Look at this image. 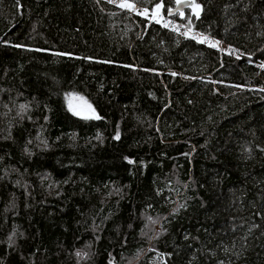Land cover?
Instances as JSON below:
<instances>
[{
	"label": "trees",
	"instance_id": "trees-1",
	"mask_svg": "<svg viewBox=\"0 0 264 264\" xmlns=\"http://www.w3.org/2000/svg\"><path fill=\"white\" fill-rule=\"evenodd\" d=\"M124 1L0 0V264H264V0Z\"/></svg>",
	"mask_w": 264,
	"mask_h": 264
},
{
	"label": "rangeland",
	"instance_id": "rangeland-1",
	"mask_svg": "<svg viewBox=\"0 0 264 264\" xmlns=\"http://www.w3.org/2000/svg\"><path fill=\"white\" fill-rule=\"evenodd\" d=\"M96 1H106V2H108V3L112 4V5H115L117 7H119L118 5L121 2H127V1H124V0H112V2H110V0H96ZM119 8H121V7H119ZM134 8H135V10H131V9H128V8H121V9L129 11L131 14H134V15H139V14H137L138 11L142 12L144 10V8H140V7L136 6V5H134ZM150 15H151V13L148 11V16H143V15H141V16L150 17ZM158 19L160 20V23L164 27L175 31L176 33H178V34H180L182 36H186V35H184V33H186V32L188 33L187 36L190 37V38H192V36L195 35V34H200V33H197V32H189L184 25L176 23L175 21H173L171 18H168L167 16L166 17H162V16L160 17V15H159ZM207 37H208V40L210 42L216 41L210 36H207ZM194 40H196V39H194ZM196 41H198V40H196ZM203 44L210 46L209 42H205ZM212 48H214L215 50L219 51V53L228 54V55H231V56H234V57H238V56L241 55V53L239 51H237L235 49H232V48H229L228 46H226L222 42H219L217 47H212ZM261 65H264V63L260 64V68L264 69V67H261ZM83 101H84V99H81V97H78V96L73 95V94L67 96V106H68V108H69L70 104L73 105V106H78V103H82ZM152 226H153V221L148 220L147 227L151 228L150 229L151 232H153L154 230L156 231L158 226L154 225V229L153 230H152ZM158 262H160V260H158Z\"/></svg>",
	"mask_w": 264,
	"mask_h": 264
},
{
	"label": "snow or ice",
	"instance_id": "snow-or-ice-1",
	"mask_svg": "<svg viewBox=\"0 0 264 264\" xmlns=\"http://www.w3.org/2000/svg\"><path fill=\"white\" fill-rule=\"evenodd\" d=\"M110 2H112V0H110ZM182 3V0H176V4L179 6L180 4ZM119 7L121 8H128V9H131V10H135L134 8V5L132 3H129V2H121L119 5ZM190 7L192 8V12L195 16L199 17L200 15V10H201V5L199 3H191L190 4ZM156 10L157 11H154L152 13V19H156V21L159 23L160 20L158 19L160 13H159V9L161 8V4H156L155 6ZM171 9H169V13H171ZM139 15H143V16H148V9H144L142 12L138 11ZM181 16H183V13L181 12L180 13ZM190 31V29H189ZM184 35H188V33H184ZM192 39H196L198 40V42L200 43H205V42H209L210 46L211 47H217V45L219 44V41H214V42H210L208 40V37L207 36H204L202 34H195L192 36ZM239 58V57H237ZM261 67H264V65H261ZM173 75H175V73H173ZM83 99V98H81ZM85 109L89 112L92 113V115L96 118V119H99V116H96L95 115V110L92 108V106L90 104H87V102L85 101L84 103V106H73V105H69V111L72 112L73 115H76V116H83V118L87 119L88 116L87 115H84V112H85ZM117 139L119 138V133H117ZM131 163V161H129ZM77 255H79V253H77Z\"/></svg>",
	"mask_w": 264,
	"mask_h": 264
},
{
	"label": "water",
	"instance_id": "water-1",
	"mask_svg": "<svg viewBox=\"0 0 264 264\" xmlns=\"http://www.w3.org/2000/svg\"><path fill=\"white\" fill-rule=\"evenodd\" d=\"M192 2L190 1V0H184V1H182V3L178 6L177 4L173 7V9H171L172 11H171V13H167V17L168 18H171V17H173L175 14H180L181 12L183 13L186 9H188V8H191L190 7V4H191ZM152 20H154V19H152ZM78 106H84V104L83 103H78ZM84 115H87V116H89V117H92V118H94V119H96L93 115H92V113L91 112H89V111H87L86 109H85V112H84ZM95 115L97 116V114L95 113Z\"/></svg>",
	"mask_w": 264,
	"mask_h": 264
}]
</instances>
